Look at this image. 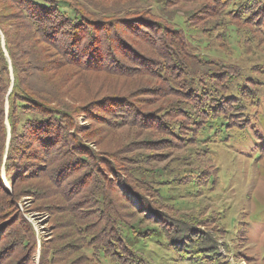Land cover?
Listing matches in <instances>:
<instances>
[{
  "label": "trees",
  "instance_id": "16d2710c",
  "mask_svg": "<svg viewBox=\"0 0 264 264\" xmlns=\"http://www.w3.org/2000/svg\"><path fill=\"white\" fill-rule=\"evenodd\" d=\"M195 1L0 0V172L1 168L8 175L9 169L20 170L13 175L16 178L9 180V189L0 179V260L9 251L14 252L16 261L30 264L36 253L33 229L23 219L17 203L22 197L31 196L41 202L34 207L36 211L47 208L45 202L54 194L49 190L52 185L40 186L47 190L40 195L39 183L18 189L16 183L35 179L51 183L53 174L45 171L49 169L58 172L56 180L54 177L57 186L73 177L77 190L83 192L79 195L86 194L91 212L88 217L84 213L74 216L81 223L73 225L70 218H61L66 223L62 228L66 234L74 232L82 241L86 258L93 264H100V257L112 264H139V251L131 242L146 232L130 227L131 213L147 208L158 220L159 208L147 201L152 184L142 167L134 165V156H129L139 146L135 148L134 141L122 145L119 134L114 132L129 123L131 115L150 117L157 123L144 120L147 128L172 136L181 132L176 121L186 114L191 116V123L202 128L201 133L218 127L217 120L226 114L224 126L231 128L232 119L245 113L243 101L256 99V86L262 88L261 81L251 76L243 78L234 62L201 56L186 32L190 30L187 24L191 31H202L200 35L209 30L217 32L216 28L205 26L221 15L231 0H202L199 21L193 15L182 16L184 29L171 22L178 9L170 7ZM235 6L231 9L235 11L231 16L234 19L220 31H225L226 36L229 29L237 32L235 36L241 34L240 21L250 20L257 12L258 22H263L264 0H243ZM168 9L170 13L163 15L162 10ZM205 14L208 18L200 22ZM192 37L208 40L206 47L222 48L215 36ZM206 60H215L216 69L199 74L196 66H203ZM120 63L130 71L144 68L146 75L133 82L124 77L117 79L127 70ZM197 77H205V84H199ZM253 81L255 88L248 93ZM146 89L156 91L159 104L152 111L148 107L143 111L135 103ZM230 98L233 102L228 109L220 111ZM168 103L169 107H165ZM173 110L175 113L170 115ZM81 116L91 130L79 124ZM5 120L9 128L7 145ZM186 120L190 124L187 116ZM90 137L105 144L100 149L105 155L99 156L87 145ZM142 141V149L154 144ZM131 195L137 199L138 208L132 206ZM156 196L158 200L159 195ZM178 231L165 230L166 242L194 239L190 237L193 230ZM215 246L213 240L207 239L199 247L209 256L216 254ZM191 247L190 251L197 254ZM57 251L41 240L39 264L57 263Z\"/></svg>",
  "mask_w": 264,
  "mask_h": 264
},
{
  "label": "rangeland",
  "instance_id": "374dc122",
  "mask_svg": "<svg viewBox=\"0 0 264 264\" xmlns=\"http://www.w3.org/2000/svg\"><path fill=\"white\" fill-rule=\"evenodd\" d=\"M33 1L40 2V0ZM241 1L243 0H231L221 13V17L212 19L205 26V28H216L217 32L213 33L209 30L200 35L202 31H191L193 29L190 24H187V28L190 29L191 37L187 29L186 32L191 38L193 47L202 53L201 56L205 54L208 58L216 57L234 62L242 71L243 78L251 76L262 82V88L260 85L256 86L258 90L256 99L243 101L246 108L243 116L234 117L230 128V125L224 126L228 117L226 114L217 120L218 127L206 129L201 133L202 128L199 129L197 123H191V116L186 114L183 118L178 117L179 120L176 121V127L180 128L181 132L172 136L159 134L155 129L147 128L148 124H144V120L157 123L150 117L141 118L139 115H131V121L114 132L116 135L119 134L122 145H129L128 143L134 141L135 148L139 146V149L129 156H134L136 160L134 165L142 167L146 174L144 176L152 184L153 188L147 201L150 200L153 206L157 205L159 208L156 212L159 219L155 220L156 217L148 212L147 208L143 210L138 208L135 197L132 195L129 197L132 206L138 208L136 212L131 213L130 227L146 232L138 241L132 238L131 242L139 251V262L137 261L139 264H264V20L258 22L259 12H257L250 20L240 21L239 25L242 28L239 27V30H243L238 36H235L237 32L229 27V36H226L225 31L220 32L222 28L227 29V21L230 23L234 19L231 16L235 11L231 9L236 8L235 5L240 4ZM202 3V0H196L170 7L178 9L176 17H172L171 22L184 29L182 16L193 15L192 18L197 19L203 13ZM169 11V9L162 10V14L170 13ZM207 16L205 14L200 22L208 18ZM195 35L201 39L203 36H215L217 44L222 45L221 50L216 47L214 49L206 47L208 40L195 39L192 37ZM214 62L215 60H206L203 66L197 64V71L199 72L200 69L199 74H204L203 71L206 69H216L213 64L218 63ZM118 65L123 68L128 67L121 63ZM205 66L207 67L204 68ZM126 69V73L119 74L117 79L124 77L127 81L133 82L146 75L144 68L137 71ZM195 79H200L199 84H205V77ZM254 84V81L250 84L251 89L247 91L248 93H252ZM143 93L146 94L139 96L141 98L137 101L134 98L136 106L143 111H146V107L148 111H152L159 104L156 91L146 89ZM151 102H154V105L149 106ZM232 102L230 98L220 111L228 109ZM168 105L169 103L165 107ZM169 113L171 115L175 110ZM133 117L135 119L132 120ZM78 121L84 128H88V131L91 130V125L83 116L79 117ZM5 127L7 145L9 128L6 120ZM176 131L178 132V129ZM90 138L87 145L99 156L105 155L103 152L100 153V149L105 147V144L96 142L98 138H91L92 140ZM142 139L150 140L154 144L145 146L148 149H142L140 146L144 145ZM114 148L115 146L111 147ZM18 171L20 172V170L10 172L9 169L8 175L1 168L0 179L3 186L9 189V180L16 178V175L15 177L13 175ZM45 171L53 174L51 183L42 179L16 183L17 189L39 183L40 195L47 193L46 188L41 189L43 185L51 184L52 188L49 190L54 193L53 197L45 202L48 203L47 208L41 211L34 209L41 203L40 200L37 201L31 196L18 200L17 208L23 219L31 225L37 241V251L33 254L30 264H39L41 240L48 246L55 247L56 251L58 249L59 254H56L55 264H93L86 258V252L82 248V241L77 238L78 235L74 232L72 235L66 234L67 230L62 229L66 223L61 219L70 218V224L73 225V222L81 223L74 216L80 217L84 213L85 217H88V213L91 212L87 205L86 194L79 195L83 192L80 188L77 190L78 186L74 185L73 177L59 187L54 182L58 172L49 169ZM157 194L159 199L155 200ZM59 218L60 220H57ZM178 228L193 230L194 234L190 237L194 239H184L185 242H166L165 230L176 233L179 232ZM125 230L126 235L129 236V230ZM158 230L162 231L163 236ZM195 239L198 241L194 242ZM207 239L215 242L216 254L209 256L203 254L204 251L199 246ZM191 246L195 247L197 254L190 251L193 249ZM13 254L14 252L10 254L8 251L3 260H0V264H26V261H16ZM127 256L123 254V257ZM99 263L112 264L102 257Z\"/></svg>",
  "mask_w": 264,
  "mask_h": 264
},
{
  "label": "water",
  "instance_id": "95a60500",
  "mask_svg": "<svg viewBox=\"0 0 264 264\" xmlns=\"http://www.w3.org/2000/svg\"><path fill=\"white\" fill-rule=\"evenodd\" d=\"M6 110H7V105H6Z\"/></svg>",
  "mask_w": 264,
  "mask_h": 264
}]
</instances>
